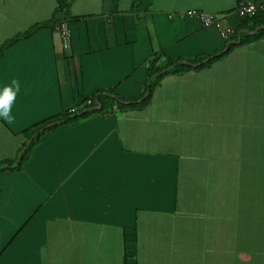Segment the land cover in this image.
Here are the masks:
<instances>
[{"label": "crops", "instance_id": "obj_1", "mask_svg": "<svg viewBox=\"0 0 264 264\" xmlns=\"http://www.w3.org/2000/svg\"><path fill=\"white\" fill-rule=\"evenodd\" d=\"M237 1L68 0L64 14L58 0H0V88L21 85L0 162L95 90L137 98L150 69L222 49L184 12L246 30ZM111 109L57 125L0 171V264H264V37Z\"/></svg>", "mask_w": 264, "mask_h": 264}, {"label": "trees", "instance_id": "obj_2", "mask_svg": "<svg viewBox=\"0 0 264 264\" xmlns=\"http://www.w3.org/2000/svg\"><path fill=\"white\" fill-rule=\"evenodd\" d=\"M67 7L68 0H58L56 12L65 14L67 11ZM240 19H242L244 22L251 21V25L246 30L240 27H235V34L224 41L223 48L219 51L200 59L188 57L169 59L164 65L155 67L152 70L150 69L145 85V90L137 98L126 99L110 89L95 90L90 96H88L91 97L92 100V104L90 106H85L80 111L68 112L61 115L60 117L51 118L31 126V128L28 130L29 137L21 147L16 160H4L0 162V171L6 169L20 170L22 163L24 162L30 150L36 144L40 136L43 133L56 127L57 125L62 123H69L78 118L95 112H109L112 110V105H116L119 111H123L133 107H143L149 101L154 88L157 86L159 80L163 76L167 74L182 72L188 69L202 68L205 65L210 64L213 60L227 53L234 45L242 44L248 40L264 37V15L259 14L254 17ZM29 32L30 30L24 33V35L28 34ZM230 39H234V41ZM3 47L4 45L0 46V56Z\"/></svg>", "mask_w": 264, "mask_h": 264}, {"label": "built area", "instance_id": "obj_3", "mask_svg": "<svg viewBox=\"0 0 264 264\" xmlns=\"http://www.w3.org/2000/svg\"><path fill=\"white\" fill-rule=\"evenodd\" d=\"M234 11L239 18H249L259 14L264 15V0H238ZM184 15L198 18L203 27L216 28L223 39L233 36L236 32L235 28L226 23L223 17L211 12L189 9L184 12ZM53 30L58 33L64 48H68L70 45L68 22L66 20L55 22ZM91 104V97H87L84 99L82 107L90 106Z\"/></svg>", "mask_w": 264, "mask_h": 264}, {"label": "clouds", "instance_id": "obj_4", "mask_svg": "<svg viewBox=\"0 0 264 264\" xmlns=\"http://www.w3.org/2000/svg\"><path fill=\"white\" fill-rule=\"evenodd\" d=\"M20 90V82L16 79H12L10 84H5L0 88V119L5 120L9 124L15 119L12 114V106Z\"/></svg>", "mask_w": 264, "mask_h": 264}]
</instances>
